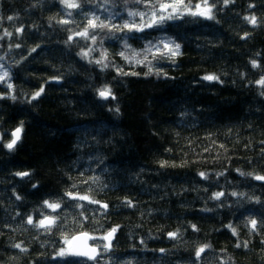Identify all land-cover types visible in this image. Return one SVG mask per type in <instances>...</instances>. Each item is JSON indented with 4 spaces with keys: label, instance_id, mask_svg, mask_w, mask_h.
I'll list each match as a JSON object with an SVG mask.
<instances>
[{
    "label": "trees",
    "instance_id": "trees-1",
    "mask_svg": "<svg viewBox=\"0 0 264 264\" xmlns=\"http://www.w3.org/2000/svg\"><path fill=\"white\" fill-rule=\"evenodd\" d=\"M72 2L82 9L0 0V65L9 71L0 82V264H264V181L254 179L264 175V0H208L214 19L189 16L131 35L137 53L149 42L161 48L136 56L139 64L119 55V32L75 33L94 15L139 22L127 13L143 5ZM169 42L180 45L174 58L163 49ZM105 87L108 99L99 96ZM45 216L54 218L49 227L39 226ZM117 226L107 247L102 237ZM80 232L92 235L96 259L65 251Z\"/></svg>",
    "mask_w": 264,
    "mask_h": 264
},
{
    "label": "snow or ice",
    "instance_id": "snow-or-ice-1",
    "mask_svg": "<svg viewBox=\"0 0 264 264\" xmlns=\"http://www.w3.org/2000/svg\"><path fill=\"white\" fill-rule=\"evenodd\" d=\"M85 2H88V0H85ZM62 3L65 4V6L67 8L70 9H82V5L77 4L75 2H72V0H62ZM109 3V0H104V4L98 5L97 7L103 9L104 11H107V7H105L106 4ZM111 3L113 4V6H115V4L117 3V0H111ZM224 3L227 5L228 0H224ZM129 5H132L135 8H140L141 5H143L144 10L143 11H129L127 13L128 17L130 18H135V17H139V22H137L135 19H131L128 22H125L123 24H116L114 22L115 20V16L118 13H112L107 19L109 20V22L105 23L104 20H102L100 18L99 15H94L93 18L88 19L87 20V27L85 28V30L83 32H78L75 33L76 36H84L87 37L89 35V30H95V29H100L101 31H103L104 29H107V36L115 38V33L119 32L121 33V37L123 39V49L125 51H130L133 53V55L131 57L126 56L125 55V51H121L119 53V55L124 58L126 61H128L129 63H132L133 61L135 63H144L145 61L143 60H137L136 56L138 55H145V57L147 56V53H152V55L158 56L161 55V48L159 45L156 44H152L151 42H149L148 45L145 46V48L142 50L141 53H137L134 49L131 48V46L128 44L127 40L128 37H130L131 35L135 34V33H143L149 29L152 30H156V29H161L163 28V26L169 22V21H176V20H185L186 17H205L207 19H214V17L211 14V8L208 6V0H204V7L202 8V6L200 4H196V5H191V4H185V0H123V6L125 8H127ZM195 7L196 9H198L199 11H192V8ZM69 15H71V13H69ZM9 20H12L13 17H8ZM249 19V22L252 24L256 23V19L255 17L252 18H247ZM62 23H68V21H63ZM17 32H21L22 29H17ZM6 36H11L12 33H8L5 32ZM247 35V34H246ZM92 40L93 42H95L96 40V35L93 34L92 35ZM72 37H69V40H71ZM103 42V40H101V43ZM171 42L169 43H163V49L167 51V53L169 54L170 57L174 58L177 55L180 54V45L176 44L175 47H171L170 46ZM17 47H19V45H17ZM36 49H32V51L34 52ZM84 55H87V53H84ZM106 55V54H105ZM95 63L100 64L103 68L108 67V65L106 63H103L102 60H97L95 61ZM252 66L255 68L257 67V64L255 61H252ZM129 73H124V75H128ZM132 75H135V73H131ZM9 77V71L3 66L0 65V82L4 81L6 78ZM204 80L207 81H213V80H217L218 77L214 76V75H206L205 77H203ZM258 84L264 85V78H262L261 80L257 81ZM9 89L12 88V85L9 84L8 85ZM43 92V88H41V90L37 93H35L32 97L33 100H35L37 97H39L41 95V93ZM99 96L101 98L104 99H108L110 96H112L111 94V90L107 87H105L103 90L99 91ZM0 98H5V97H0ZM7 98H11L13 100L16 99V97L14 95H10ZM113 99H115V97H112ZM118 111V109H117ZM21 132H22V128L21 127H17L12 133V140L7 143L5 145V147L9 150H12L14 148V146L17 144V142L20 140L21 138ZM162 162V166H163ZM17 176L20 177H27L30 175V173L28 172H20V173H16ZM200 175L203 177L205 176L204 173H200ZM241 175H245V173H241ZM247 175H252L251 173L247 174ZM254 179L257 181H264V175H255ZM33 187H36V185H33ZM66 195L72 199H79V200H89V197L87 196H74L71 192L66 193ZM224 193H215L214 194V198L219 199L221 196H223ZM232 195H237V193H232ZM243 195V194H240ZM17 199H20V197H17ZM91 203L94 204H100L99 201H95L92 200L90 201ZM125 203H127L129 206H131V201H125ZM44 205L47 206L50 209H58L60 208V204L58 203H49V201L45 200L44 201ZM102 208H107L108 206L106 204H101L100 205ZM28 224H33V220L32 217H28L27 220ZM52 223H54V220L49 218V217H45L44 219L39 221V226L41 227H46L48 225H51ZM251 225H252V229L251 230H255L256 226H257V221L256 220H251L250 221ZM195 227V226H193ZM229 227H231L229 225ZM118 226L116 228H113L111 231H109L107 233V235H105L104 237H102L103 240H108L109 244L107 245V247L111 246V237L114 236L115 232L117 231ZM233 231V235L236 234L235 229L232 230ZM85 236H87V234H84ZM170 238H175L176 237V233H169L168 234ZM74 239H78V238H74ZM95 239V238H93ZM67 243V241H66ZM240 244H237L236 247H240ZM14 247L20 249L21 251H26V249L22 248L20 244H16L14 245ZM107 247L104 250H107ZM206 247H210V246H204L199 248L196 251V257L199 258L201 253L204 252ZM244 247H247V244H244ZM70 251H71V246H70ZM163 251V250H161ZM97 250L95 248L90 249V251H73L72 254L74 255H78V256H87L89 259H96V255H92V254H96ZM91 253V254H90ZM66 253L64 252V250H62L59 255L63 256Z\"/></svg>",
    "mask_w": 264,
    "mask_h": 264
},
{
    "label": "water",
    "instance_id": "water-1",
    "mask_svg": "<svg viewBox=\"0 0 264 264\" xmlns=\"http://www.w3.org/2000/svg\"><path fill=\"white\" fill-rule=\"evenodd\" d=\"M16 129V128H15ZM14 129V130H15ZM12 130V132L14 131ZM11 132V133H12ZM45 217H49L51 219L54 220V218L52 216H45ZM45 217H43L42 219H44ZM41 219V220H42ZM53 224V223H52ZM51 224V225H52ZM51 225H48L46 227H49ZM111 231V230H110ZM84 234H87V236H85ZM107 235V234H106ZM74 238H78V239H74ZM113 237H111L110 239H112ZM91 240H92V235L87 233V232H80V233H77L75 235H73L70 240H69V248L71 246V253L73 251H90V249H93L95 248L97 250L96 254H92V255H96L97 256V253H98V247L93 245L91 243ZM107 242H109L108 240H106ZM91 254V253H90ZM84 257H87V256H84ZM88 258V257H87Z\"/></svg>",
    "mask_w": 264,
    "mask_h": 264
},
{
    "label": "rangeland",
    "instance_id": "rangeland-1",
    "mask_svg": "<svg viewBox=\"0 0 264 264\" xmlns=\"http://www.w3.org/2000/svg\"><path fill=\"white\" fill-rule=\"evenodd\" d=\"M202 7H203V6H202ZM195 10H198V9L195 8ZM39 91H40V90H38L37 92H39ZM37 92H36V93H37ZM68 245H69V240L67 241L66 246H65V251H66V252H70V248H69Z\"/></svg>",
    "mask_w": 264,
    "mask_h": 264
}]
</instances>
